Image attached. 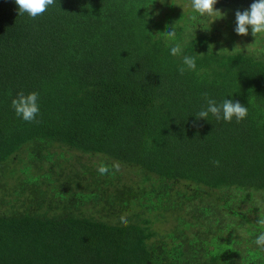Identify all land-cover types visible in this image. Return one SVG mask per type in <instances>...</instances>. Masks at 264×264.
<instances>
[{"label":"trees","instance_id":"16d2710c","mask_svg":"<svg viewBox=\"0 0 264 264\" xmlns=\"http://www.w3.org/2000/svg\"><path fill=\"white\" fill-rule=\"evenodd\" d=\"M174 1L56 0L31 19L0 0V264H264V51ZM205 93L246 119L197 121Z\"/></svg>","mask_w":264,"mask_h":264},{"label":"clouds","instance_id":"9594fccd","mask_svg":"<svg viewBox=\"0 0 264 264\" xmlns=\"http://www.w3.org/2000/svg\"><path fill=\"white\" fill-rule=\"evenodd\" d=\"M18 6V15L27 14L31 19L42 16L48 11L50 6H54L56 0H14ZM191 7L198 15L190 17L192 21H197L199 18H213L212 22L217 19L224 18L225 14L217 9L215 6L218 0H190ZM173 5L180 6L174 2ZM249 29L251 35L256 39L257 37L264 38V0H254L250 5V8L244 11L237 10L235 12V28L234 31L237 35L247 36L249 35ZM170 40H174L176 36L174 25L170 26V30L163 32ZM170 54L172 56L182 55V48L180 44H175L170 48ZM203 54V53H201ZM183 65L188 70H196V58L192 56L184 55L182 58ZM181 75L185 72V67L179 69ZM207 99V94L205 93ZM39 94L37 92H31L25 94L20 92L16 98L12 99L11 105L15 111V114L22 118L25 122L36 121L37 116L40 113V106L38 103ZM211 114L216 120H224L225 122H232L235 118L236 122L246 119L248 115V109L238 101L225 99L221 104L213 99H207V107L199 111L195 116L197 121L200 119L207 120ZM217 165L218 161H215ZM117 170H119L117 166ZM101 174H104L107 169L100 168ZM122 223H127L126 218L121 217ZM259 225L264 226V217H259L257 222ZM254 244L260 249L264 250V231H260L255 237Z\"/></svg>","mask_w":264,"mask_h":264},{"label":"rangeland","instance_id":"374dc122","mask_svg":"<svg viewBox=\"0 0 264 264\" xmlns=\"http://www.w3.org/2000/svg\"><path fill=\"white\" fill-rule=\"evenodd\" d=\"M174 3L180 5V6L174 5L176 10L181 11L183 13L184 12L186 13L191 8V4L188 1L175 0ZM216 18L217 17H213L211 19L207 18L206 19V21H207L206 23H207L208 26L209 25H211L212 27L215 26L218 29L217 33H219V35H220L219 39L221 41L224 40L223 43H225V44L229 43L233 47H237V48L239 47V48L244 49L246 51L247 50H259V49H262L264 51V38L257 37L255 39L251 35V30L250 29H249V35L240 36V35H237L234 32L233 41L230 39L228 34H232V31H229V30H231L229 28H231L232 26H233V28H235V17H232V18L231 17L230 18L224 17V18H220V19H217L214 22H212V20L216 19ZM228 26H230V27L227 28ZM70 153L72 154V151H70ZM80 155L82 157V161L83 162L97 159V156H91V158H89V156L87 154H80ZM56 162H60L62 164L65 163V165H66L67 160L65 162H61V161H56ZM45 168H46V165H45ZM130 175H131V178L137 177L133 173V171H131ZM168 226H170V224L166 223V224L161 225V228L162 229L163 228H167Z\"/></svg>","mask_w":264,"mask_h":264}]
</instances>
